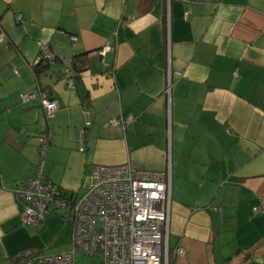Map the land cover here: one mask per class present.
<instances>
[{
	"label": "crops",
	"instance_id": "obj_1",
	"mask_svg": "<svg viewBox=\"0 0 264 264\" xmlns=\"http://www.w3.org/2000/svg\"><path fill=\"white\" fill-rule=\"evenodd\" d=\"M0 34V264L28 246L14 189L47 130L43 174L64 191L94 165L169 170L170 264H264V0H0ZM44 44L56 60L35 73ZM85 53L79 93L61 69ZM36 87L50 120L19 99ZM121 114L134 120L111 126Z\"/></svg>",
	"mask_w": 264,
	"mask_h": 264
},
{
	"label": "built area",
	"instance_id": "obj_2",
	"mask_svg": "<svg viewBox=\"0 0 264 264\" xmlns=\"http://www.w3.org/2000/svg\"><path fill=\"white\" fill-rule=\"evenodd\" d=\"M20 20V14L16 17ZM135 16L121 17L119 23H127ZM116 34V31H115ZM4 35L0 34V42ZM76 36L70 35L71 43ZM113 42H107L99 56L113 50ZM55 54L44 44L40 60L52 63ZM33 63V64H34ZM66 83L75 86V79L68 77L70 69L63 66ZM178 71H168L164 95L170 105L172 86ZM22 103L40 99L46 120L53 118L58 109L57 101L47 90L39 87L18 94ZM134 116L119 115L111 118V126L132 122ZM85 124H89L85 114ZM50 132L37 134L39 141L35 173L15 187L14 192L22 203L21 220L24 225L38 228L51 210L65 209L73 212L70 247L55 254H31L22 264H76L77 250L90 257L97 256L98 264H170L167 236L171 206L170 172L149 171L134 168L129 162L120 165H94L88 185L77 196L68 194L43 174V165ZM80 150L82 143L80 141ZM264 202L254 207L258 212ZM175 255H184L177 247Z\"/></svg>",
	"mask_w": 264,
	"mask_h": 264
},
{
	"label": "rangeland",
	"instance_id": "obj_3",
	"mask_svg": "<svg viewBox=\"0 0 264 264\" xmlns=\"http://www.w3.org/2000/svg\"><path fill=\"white\" fill-rule=\"evenodd\" d=\"M67 191L68 194L77 196L82 192V188ZM72 217L73 212H69L68 208L51 210L44 217L40 227L24 225L30 232V234H25L28 246L24 250L30 252L41 250L44 254H55L68 249L71 241ZM76 264H98V257H90L77 250Z\"/></svg>",
	"mask_w": 264,
	"mask_h": 264
},
{
	"label": "trees",
	"instance_id": "obj_4",
	"mask_svg": "<svg viewBox=\"0 0 264 264\" xmlns=\"http://www.w3.org/2000/svg\"><path fill=\"white\" fill-rule=\"evenodd\" d=\"M86 55H87L86 53L85 54H75L72 57L71 62L69 64L70 74H68V77H72L74 79H77V78L80 79L81 73L83 71H85L86 70V67H87ZM55 60H56V57H55L54 61ZM50 64L51 63H44L41 60L39 62H37V63H34L33 64V68L35 70V73H40L41 71H43L45 69H48V67L50 66ZM42 90H46V89L45 88H42ZM81 95H83V94H81ZM85 98H87V96H85ZM40 252H41V250H38L36 252H30V251H27V250H19L14 255H12L10 257L11 264H22V262H24L27 258H29V256L31 254H38ZM169 261H170V252H169Z\"/></svg>",
	"mask_w": 264,
	"mask_h": 264
},
{
	"label": "water",
	"instance_id": "obj_5",
	"mask_svg": "<svg viewBox=\"0 0 264 264\" xmlns=\"http://www.w3.org/2000/svg\"><path fill=\"white\" fill-rule=\"evenodd\" d=\"M75 86L79 93H85V88L79 78L75 79Z\"/></svg>",
	"mask_w": 264,
	"mask_h": 264
}]
</instances>
